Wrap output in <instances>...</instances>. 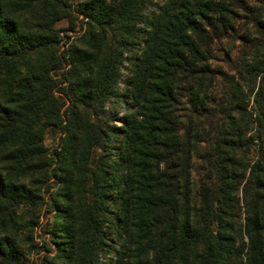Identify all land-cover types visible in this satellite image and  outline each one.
<instances>
[{
    "label": "trees",
    "instance_id": "16d2710c",
    "mask_svg": "<svg viewBox=\"0 0 264 264\" xmlns=\"http://www.w3.org/2000/svg\"><path fill=\"white\" fill-rule=\"evenodd\" d=\"M36 1L23 21L0 0V153L17 177L56 164L47 175L61 179L59 198L76 202L75 215L67 205L55 219L56 264H264V140L246 162L251 114L240 117L244 87L256 88L264 125V68L253 60L264 55V0ZM77 17L81 34L59 52L54 24L73 30ZM242 20L260 39L231 61L235 75L211 68L212 43ZM114 100L124 116L105 115ZM64 115L54 158L42 125L62 127ZM201 143L195 197L188 163ZM36 198L0 172L1 213ZM10 248L0 239V258Z\"/></svg>",
    "mask_w": 264,
    "mask_h": 264
},
{
    "label": "rangeland",
    "instance_id": "374dc122",
    "mask_svg": "<svg viewBox=\"0 0 264 264\" xmlns=\"http://www.w3.org/2000/svg\"><path fill=\"white\" fill-rule=\"evenodd\" d=\"M72 3L73 6L76 0H67ZM12 7L20 11V17L23 21H28L32 17V12L27 9L32 5L37 8L38 2L36 0H8ZM76 15V14H75ZM75 26L73 30H70V20L63 18L58 20L54 27L60 30L61 40L59 42V52L66 48L70 41L81 34V21L80 17L75 20ZM28 23V22H23ZM246 21L242 22L234 21L232 22V29L229 30V35L225 38L216 40L211 45V50L209 54V63L211 68L223 71L228 75H235L231 67V61L239 57L245 46L251 45L254 39H260L259 36H253L250 26L245 24ZM27 25V24H25ZM245 46H244V45ZM249 56H251L249 54ZM253 60H257V67L264 68V55L261 53L256 55ZM66 71V70H65ZM264 73V71H263ZM120 77L121 82L118 83V91H123L124 82L127 77L126 69H121ZM67 83V82H66ZM65 87V81L63 84ZM58 86L54 87L56 95L59 94ZM250 90L248 87H244V93L249 96V101L247 103L246 115H241L240 117L245 118L251 114V122L249 123L248 129L246 130V137L248 139V144L245 146L244 151L246 152V162H254L260 153V145L264 140V125L260 124V119L257 117V106L254 101V91ZM59 91V92H57ZM246 104V103H244ZM64 106L60 107V111L64 110ZM105 115L111 116L116 115L117 117L124 116L128 111L126 104L118 102L116 100L110 101L105 105ZM239 117V118H240ZM238 118V119H239ZM66 116L64 115V121L62 127L56 126H43V138L42 144L44 147L48 148L49 155L56 158L58 151L64 147L63 141L66 136L65 129ZM119 125V123H117ZM260 144V145H259ZM197 149L193 154H191L188 163V173L190 176V181L192 185L193 194L197 192V186L199 181L205 173L206 163L201 162L200 155L204 150L203 143L198 144ZM92 161L95 158V154L99 149L92 150ZM8 153L7 150H2L0 153V172L5 176V179L17 183L19 181L23 182V185L28 186L34 196H37L36 202L24 205H19L12 207L8 214L0 212V239H7L12 248H10L11 255L5 258H0V264H56L57 258L60 255L59 240L54 237V223L58 214H62L63 210L69 206V210L75 215L76 202L74 204H68L62 198H59V194L62 193L60 187V180L56 175L53 174L56 164H53L48 168V160L45 161V170L34 172H26L24 176L17 177L13 173L14 163L8 162L4 158V154ZM50 157V156H49ZM61 157H59L60 160ZM93 165V163L91 164ZM204 166V167H203ZM49 169H53L52 176L49 178L47 172ZM56 180H55V179ZM240 190L238 191V195ZM196 197V196H195ZM194 197V199H195ZM193 199V200H194ZM197 206V198L195 199ZM2 203L0 202V211ZM68 205V206H67ZM68 212L65 213L67 215Z\"/></svg>",
    "mask_w": 264,
    "mask_h": 264
}]
</instances>
